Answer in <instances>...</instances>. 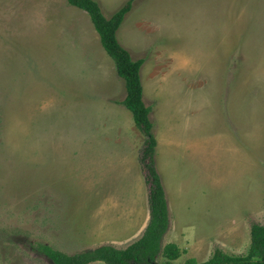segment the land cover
I'll return each mask as SVG.
<instances>
[{"label": "rangeland", "instance_id": "1", "mask_svg": "<svg viewBox=\"0 0 264 264\" xmlns=\"http://www.w3.org/2000/svg\"><path fill=\"white\" fill-rule=\"evenodd\" d=\"M99 1L109 18L127 0ZM116 37L144 61L162 246L180 248L173 264L245 254L264 223V0H133ZM125 95L86 12L0 0V264H53L41 245L73 255L141 236L145 138Z\"/></svg>", "mask_w": 264, "mask_h": 264}, {"label": "trees", "instance_id": "2", "mask_svg": "<svg viewBox=\"0 0 264 264\" xmlns=\"http://www.w3.org/2000/svg\"><path fill=\"white\" fill-rule=\"evenodd\" d=\"M70 6L86 12L96 30L101 46L112 59L118 77L124 81L126 95L121 104L131 113L136 128L144 136L140 161L149 186V221L142 235L125 248L101 245L92 250L68 255L47 245L40 251L53 264H173L181 254L175 243L162 246V239L168 229V211L164 190L154 165L156 139L152 133L153 124L149 118L150 108L143 102V88L139 70L143 59L132 60L116 37L125 15L131 10L133 0H127L109 18H106L95 0H66ZM163 259L158 262V259ZM185 264H264V223H252L249 231V246L245 254H228L219 248L211 256L197 262L187 259Z\"/></svg>", "mask_w": 264, "mask_h": 264}, {"label": "crops", "instance_id": "3", "mask_svg": "<svg viewBox=\"0 0 264 264\" xmlns=\"http://www.w3.org/2000/svg\"><path fill=\"white\" fill-rule=\"evenodd\" d=\"M95 1H97V3L99 4V6H100V1L99 0H95ZM101 8V7H100ZM119 9V8H118ZM101 44V43H100ZM120 44V43H119ZM103 48V47H102ZM98 57H99V55H98ZM142 66V65H141ZM140 70H141V67H140ZM140 70H139V75H140ZM140 81H142L141 80V77H140ZM141 85H142V83H141ZM142 88H143V86H142ZM126 92V91H125ZM143 94H144V91H143ZM142 97H144L143 95H142ZM143 102H144V99H143ZM145 104V103H144ZM131 114V113H130ZM149 115H150V112H149ZM132 117V116H131ZM150 118V117H149ZM153 129V128H152ZM164 189V188H163ZM164 194L166 195V193H165V190H164ZM168 210V209H167ZM169 217V216H168ZM145 229V228H144ZM143 233V232H142ZM142 235V234H141ZM137 240V239H136ZM249 246V245H248ZM248 249V248H247Z\"/></svg>", "mask_w": 264, "mask_h": 264}]
</instances>
